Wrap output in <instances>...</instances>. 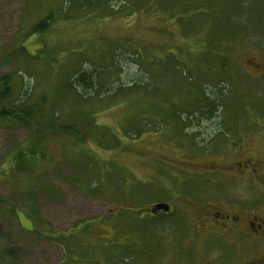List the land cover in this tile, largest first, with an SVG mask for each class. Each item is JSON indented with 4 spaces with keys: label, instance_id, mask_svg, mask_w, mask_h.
Wrapping results in <instances>:
<instances>
[{
    "label": "rangeland",
    "instance_id": "374dc122",
    "mask_svg": "<svg viewBox=\"0 0 264 264\" xmlns=\"http://www.w3.org/2000/svg\"><path fill=\"white\" fill-rule=\"evenodd\" d=\"M259 1L118 0L106 7L84 0H0V55L22 43L36 56L27 62L13 56L1 63L0 74H12L15 92L30 84L34 98L47 95L46 106L75 133L45 127L38 136L39 129L0 123V229L7 235L0 242V264H116V259L141 264L145 244L158 257L151 255L145 264H192L202 257L197 243L188 253L192 228H175L186 220L185 209L168 217L147 214L157 203L165 204L169 193L190 189L199 209L209 202L244 212L264 210V30L255 27L263 11L257 12ZM240 11L250 12L249 22L247 14L237 16ZM49 16V29L32 34ZM231 18L234 23L240 19L234 30ZM80 64L118 65L107 80L120 90L87 100L63 95L64 74ZM143 65L155 77L149 79ZM220 77L229 81L228 99L238 105L222 118L174 122L178 109L184 115L200 99L202 85ZM141 78L149 79L145 89ZM30 143L45 158L18 175L9 161ZM249 159L262 163L260 169L255 165L256 179L231 173ZM38 186L54 190L40 192L32 205L23 191H39ZM32 210L36 228L29 219ZM160 228L172 230L176 239L165 235L175 245L154 249ZM48 234L63 246L50 243ZM11 247L19 248L18 257H2ZM263 253L264 239L257 257ZM132 255L135 260L129 262L125 257Z\"/></svg>",
    "mask_w": 264,
    "mask_h": 264
},
{
    "label": "trees",
    "instance_id": "16d2710c",
    "mask_svg": "<svg viewBox=\"0 0 264 264\" xmlns=\"http://www.w3.org/2000/svg\"><path fill=\"white\" fill-rule=\"evenodd\" d=\"M116 2L118 0H84L85 4L88 5H105L110 2ZM260 4L263 6V8L258 7L257 12H261L262 10V16L261 18L257 19L256 28L263 29L264 30V0L259 1ZM110 5V4H109ZM238 14V15H237ZM236 15L239 16L240 19L242 17L245 19L247 14L246 21L249 22L250 20V12H239ZM233 17V16H232ZM240 19L238 20V23L234 25V18H231L228 22L229 26L235 28L240 25ZM180 23H185L186 20L179 19ZM51 26V16L48 18L39 21L32 29L33 33H38L40 31H46ZM227 34L221 35L226 36ZM232 36V35H231ZM224 37H220L219 40H221ZM262 42H264V37L262 36ZM264 45V43H262ZM214 49H212L213 51ZM3 53V52H2ZM221 51L218 52V54H214L215 58L217 55H220ZM124 55V53H122ZM223 55H225L223 53ZM18 59H21L23 62H27L29 60H35V55L28 53L25 46L21 43L16 46H14V50L9 54H1L0 55V65L1 63H4L6 61H10L11 57ZM226 56V55H225ZM158 60V59H157ZM159 60L156 62L158 63ZM114 63V59H113ZM117 64V63H116ZM112 64V65H88L83 66L79 65L76 70L73 71V73L64 74V78H62V85L59 89V91L66 96H75L77 99H84L87 100L89 96H97L102 97V95H107L109 92L116 93L120 89L116 90V85H111L107 77L111 74H113V71L118 68V65ZM214 65V64H210ZM145 69L148 68V66L143 65ZM215 66V65H214ZM180 69V68H178ZM25 71L28 70V68L24 69ZM183 70V69H182ZM184 71V70H183ZM20 72V71H18ZM147 74L150 72L147 69ZM149 72V73H148ZM17 72H15L16 74ZM14 74V73H13ZM19 76V73L17 74ZM149 79L155 75L149 74ZM24 79V76H22ZM66 77V79H65ZM148 79V80H149ZM191 79V78H190ZM141 78V87L146 88L147 81ZM264 80V76H263ZM32 84V82H30ZM34 84V83H33ZM208 85V86H207ZM34 86V85H33ZM32 86V87H33ZM30 86H23L20 89L15 92L16 83L14 82V77L12 74L4 75L0 74V123L2 124L5 122V120L9 121L10 123L19 125L20 128L24 130H33V129H39L37 131V135L39 134L43 135L44 132L47 130L44 129L45 127H48L50 130H55L58 133H68L70 135H74V129H71V126L65 125L64 122L60 121V115L57 111H51V106H46L50 101L47 97V95L40 94L37 98H34L33 89ZM229 81L220 78H216V82L214 84H204L201 87V93H200V99L195 102V105L193 107H188L186 112H183V114H180L179 111L174 114V122L179 123L180 121L183 125L189 124L192 122V118L195 117V120H197L198 116L200 118L210 119L213 117H219L220 115L224 116L226 110L232 109L234 106L238 105L239 102L233 101L235 99H228L229 95ZM195 110V111H194ZM192 112V113H191ZM186 113V114H185ZM222 116H220L222 118ZM220 124V122L218 123ZM43 126V128H40ZM190 127V125H188ZM187 126V128H189ZM36 127V128H35ZM151 124H146L145 128H150ZM223 134V132L221 133ZM228 136V135H227ZM39 142V139L37 140ZM40 143V142H39ZM27 145L29 143H26ZM24 145V144H23ZM34 143H30V146H28L30 149L27 150V146L20 147L19 150L13 153V156L11 160L9 161L11 165H9L15 173L24 174L26 170L33 168V162L34 160L43 159L45 158V154L37 152L39 150V146H33ZM23 149V150H21ZM16 158H14V156ZM27 159L28 163H25ZM17 162H16V161ZM33 161V162H32ZM38 189H30L29 191H23V194H26V197L30 198L27 199L29 203L34 205L40 195V192L44 195H47L48 193H52L54 188L44 191L39 186ZM26 199V198H25ZM31 205V206H32ZM14 213L18 214V210ZM33 213V220L29 217V219L32 222V225L36 224V211L32 210ZM31 216V213H30ZM33 227L36 228V225ZM48 241L50 243L58 244L60 246H63V242H59L56 235H50L48 234ZM3 239H7V235H4L2 233V230L0 229V242ZM110 239V238H109ZM62 248V247H61ZM67 247L65 246V249ZM121 248V247H120ZM63 249V248H62ZM123 252V249L121 250ZM19 255V248L18 247H11L7 250L3 251L2 257H18ZM129 262L134 261L135 257L132 256H126L125 257ZM123 260L120 262L116 259V264H123Z\"/></svg>",
    "mask_w": 264,
    "mask_h": 264
},
{
    "label": "flooded vegetation",
    "instance_id": "af4514ba",
    "mask_svg": "<svg viewBox=\"0 0 264 264\" xmlns=\"http://www.w3.org/2000/svg\"><path fill=\"white\" fill-rule=\"evenodd\" d=\"M247 165L237 164L234 167L233 175H238L241 178H245L249 181L257 178V168L262 167V163L254 165L249 159L246 160ZM210 174V172H207ZM171 191V190H170ZM184 194L186 197L174 198V195ZM189 194V196H187ZM190 189H181L180 193H169L170 199L164 203L169 207L168 211L160 210L157 213H153L152 209L147 212L148 215L159 218L162 215L168 217L175 213V210H183L186 220L180 221L181 224L176 225V232L181 229L192 228L193 235L189 238L187 245L188 253L192 254L193 245L197 243L199 246V256L201 259L195 264H264V257H257L258 242L264 239V210L259 212H244L237 208L236 205L230 207L225 204H211L204 202L200 206V209L194 203ZM252 200V199H251ZM232 203L233 201L228 200ZM179 223V222H177ZM160 235L155 237L153 242L154 249L161 247L162 245L172 246L174 244L171 238L176 239V236H171L172 230L169 228H160ZM170 232V240L165 233ZM143 241H141L142 243ZM175 245V244H174ZM234 250V252L231 253ZM167 251V250H166ZM141 252L144 254V258L141 260V264H145L146 260H150L149 257L154 254L148 249V245L141 246ZM164 252L162 255H164ZM183 252L179 251V256L186 257ZM246 254L247 259L240 260L242 256ZM161 255V256H162ZM174 254H170L173 256ZM264 255V253L262 254ZM155 258H158L155 256ZM187 258H190L187 256ZM226 261V262H223ZM192 263V264H194ZM172 264V263H170ZM174 264V263H173Z\"/></svg>",
    "mask_w": 264,
    "mask_h": 264
},
{
    "label": "water",
    "instance_id": "95a60500",
    "mask_svg": "<svg viewBox=\"0 0 264 264\" xmlns=\"http://www.w3.org/2000/svg\"><path fill=\"white\" fill-rule=\"evenodd\" d=\"M163 210V211H168L169 207L164 205V204H157L153 209V213H157L158 211Z\"/></svg>",
    "mask_w": 264,
    "mask_h": 264
}]
</instances>
